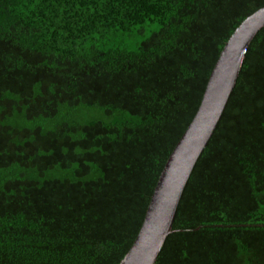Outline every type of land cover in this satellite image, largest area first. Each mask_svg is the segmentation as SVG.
Wrapping results in <instances>:
<instances>
[{
  "label": "trees",
  "instance_id": "obj_1",
  "mask_svg": "<svg viewBox=\"0 0 264 264\" xmlns=\"http://www.w3.org/2000/svg\"><path fill=\"white\" fill-rule=\"evenodd\" d=\"M264 0H0V264H120L231 35ZM154 264H264V26Z\"/></svg>",
  "mask_w": 264,
  "mask_h": 264
},
{
  "label": "water",
  "instance_id": "obj_2",
  "mask_svg": "<svg viewBox=\"0 0 264 264\" xmlns=\"http://www.w3.org/2000/svg\"><path fill=\"white\" fill-rule=\"evenodd\" d=\"M263 26L264 7L247 17L225 44L195 116L170 154L141 229L120 264L155 263L172 232L176 210L193 168L223 115L248 46Z\"/></svg>",
  "mask_w": 264,
  "mask_h": 264
}]
</instances>
